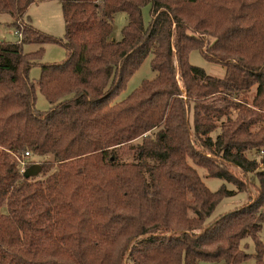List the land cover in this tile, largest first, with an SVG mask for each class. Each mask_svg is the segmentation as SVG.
I'll list each match as a JSON object with an SVG mask.
<instances>
[{
    "label": "trees",
    "instance_id": "1",
    "mask_svg": "<svg viewBox=\"0 0 264 264\" xmlns=\"http://www.w3.org/2000/svg\"><path fill=\"white\" fill-rule=\"evenodd\" d=\"M34 1L0 0L21 33L0 39V264H264V0H60L62 37L30 22ZM46 42L66 57L34 83ZM149 53L155 76L112 101ZM24 150L38 172L20 171ZM196 165L236 188L210 189ZM240 173L254 194L207 220L245 191Z\"/></svg>",
    "mask_w": 264,
    "mask_h": 264
},
{
    "label": "rangeland",
    "instance_id": "2",
    "mask_svg": "<svg viewBox=\"0 0 264 264\" xmlns=\"http://www.w3.org/2000/svg\"><path fill=\"white\" fill-rule=\"evenodd\" d=\"M143 19L147 24L150 20L149 15V4L143 6L142 8ZM27 14L30 17V22L41 31L56 36L62 37L64 33V20L62 13V6L60 0H35V3L30 4L27 10ZM33 17V18H32ZM12 17L7 12L0 11V39L6 40H17L18 36L14 32V27L10 24ZM127 22V14L124 11H118L113 15L112 21V31L110 33V38L119 39L122 35V27ZM39 46L38 43H26L23 46L24 51H33ZM66 57L65 48L55 42H46L44 44L43 54L40 59L35 60L32 64L29 76L34 83H37V79L40 74V62L49 63V62H58L63 60ZM151 58L152 53H149L142 61L140 66L132 73L128 79L126 86L114 96L112 101H118L126 97L134 88H136L143 79H150L155 76L156 71L151 67ZM189 60L196 65H199L204 68L207 73L221 76L224 74V66L220 63H215L205 59L200 53L199 49H192L189 53ZM179 84L182 86L181 80ZM48 100L37 90L35 107L40 110L48 109L50 107ZM32 160H39L41 157L37 155H32ZM196 168L206 185L214 190L217 189L223 183L227 185L228 188H236L234 184L227 182L226 180L216 177L206 175V170L197 166ZM245 180L246 189L245 191H237L231 195L223 197L217 205L214 207L212 212L207 217V220L212 219L217 214L231 209L233 206L243 203L249 200L250 196L254 194V186L249 181L250 176L248 174H239ZM255 181V180H254ZM256 182V181H255ZM261 236L264 241V225L261 231ZM244 240L248 242V247L246 250L250 253L254 252V246L252 240L249 237H246ZM255 257L253 255L248 258L229 264H253ZM198 264H227L224 262H213L209 260H200Z\"/></svg>",
    "mask_w": 264,
    "mask_h": 264
},
{
    "label": "built area",
    "instance_id": "3",
    "mask_svg": "<svg viewBox=\"0 0 264 264\" xmlns=\"http://www.w3.org/2000/svg\"><path fill=\"white\" fill-rule=\"evenodd\" d=\"M14 32L17 34L18 39L21 38V33L17 30H14ZM32 153L29 150H24L19 155H16L18 166L21 172L25 171L30 165L35 164L33 162H37L36 160H32ZM44 178V176H41Z\"/></svg>",
    "mask_w": 264,
    "mask_h": 264
},
{
    "label": "water",
    "instance_id": "4",
    "mask_svg": "<svg viewBox=\"0 0 264 264\" xmlns=\"http://www.w3.org/2000/svg\"><path fill=\"white\" fill-rule=\"evenodd\" d=\"M39 166L37 164H32L26 169V175L38 172Z\"/></svg>",
    "mask_w": 264,
    "mask_h": 264
},
{
    "label": "crops",
    "instance_id": "5",
    "mask_svg": "<svg viewBox=\"0 0 264 264\" xmlns=\"http://www.w3.org/2000/svg\"><path fill=\"white\" fill-rule=\"evenodd\" d=\"M33 3H35V1L33 2ZM33 18V17H32ZM39 91V90H38Z\"/></svg>",
    "mask_w": 264,
    "mask_h": 264
}]
</instances>
